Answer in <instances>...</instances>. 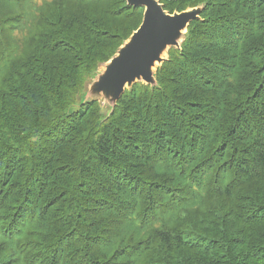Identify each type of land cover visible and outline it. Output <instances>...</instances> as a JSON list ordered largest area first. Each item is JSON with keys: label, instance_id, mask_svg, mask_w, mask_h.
I'll return each mask as SVG.
<instances>
[{"label": "trees", "instance_id": "obj_1", "mask_svg": "<svg viewBox=\"0 0 264 264\" xmlns=\"http://www.w3.org/2000/svg\"><path fill=\"white\" fill-rule=\"evenodd\" d=\"M158 2L202 10L103 114L143 8L0 0V264H264V0Z\"/></svg>", "mask_w": 264, "mask_h": 264}, {"label": "water", "instance_id": "obj_2", "mask_svg": "<svg viewBox=\"0 0 264 264\" xmlns=\"http://www.w3.org/2000/svg\"><path fill=\"white\" fill-rule=\"evenodd\" d=\"M126 2L144 9L142 22L90 83V98L85 102L101 99L113 107L132 85L154 86L155 71L167 59L168 50L180 48L188 25L199 19L202 10V6H198L169 14L158 0Z\"/></svg>", "mask_w": 264, "mask_h": 264}, {"label": "rangeland", "instance_id": "obj_3", "mask_svg": "<svg viewBox=\"0 0 264 264\" xmlns=\"http://www.w3.org/2000/svg\"><path fill=\"white\" fill-rule=\"evenodd\" d=\"M39 1H42V0H39ZM15 34L17 35L18 33H15ZM102 70H103V66H101L98 69L97 73L94 76L96 77L98 74H100L102 72ZM95 77L93 78V80L95 79ZM91 80L86 84L85 89L83 91V96H84L83 99L86 100V101H89V98H90V96L88 95V89H89L90 83L93 81V80L92 81ZM83 99H82V101H83ZM77 102H78V100H77ZM99 102H100L101 112L103 114L106 113L109 110L110 104H108V102H105V101H103L101 99H99ZM76 108H77V105H76V107L74 109H76Z\"/></svg>", "mask_w": 264, "mask_h": 264}, {"label": "bare ground", "instance_id": "obj_4", "mask_svg": "<svg viewBox=\"0 0 264 264\" xmlns=\"http://www.w3.org/2000/svg\"><path fill=\"white\" fill-rule=\"evenodd\" d=\"M115 104H116V103H115ZM115 104H114V105H115ZM119 248H121V247H119ZM128 250H129V249H128ZM120 252H121V251H120ZM100 255H101V254H100ZM123 255H124V254H123ZM121 260H122V258H121ZM124 260H125V259H124Z\"/></svg>", "mask_w": 264, "mask_h": 264}]
</instances>
